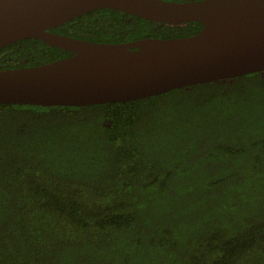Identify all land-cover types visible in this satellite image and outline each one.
I'll return each instance as SVG.
<instances>
[{
    "label": "trees",
    "instance_id": "obj_1",
    "mask_svg": "<svg viewBox=\"0 0 264 264\" xmlns=\"http://www.w3.org/2000/svg\"><path fill=\"white\" fill-rule=\"evenodd\" d=\"M201 28L101 8L50 31L123 43ZM69 54L19 40L0 69ZM0 264H264V71L122 102L0 103Z\"/></svg>",
    "mask_w": 264,
    "mask_h": 264
},
{
    "label": "water",
    "instance_id": "obj_2",
    "mask_svg": "<svg viewBox=\"0 0 264 264\" xmlns=\"http://www.w3.org/2000/svg\"><path fill=\"white\" fill-rule=\"evenodd\" d=\"M107 8L195 34L103 43L51 32ZM36 38L70 52L52 62L0 69V103L86 106L122 102L264 71V0H0V47Z\"/></svg>",
    "mask_w": 264,
    "mask_h": 264
}]
</instances>
